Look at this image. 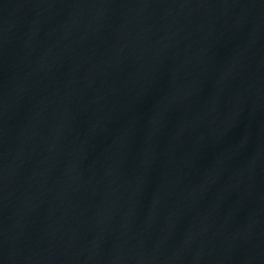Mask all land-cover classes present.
<instances>
[{
  "label": "water",
  "instance_id": "water-1",
  "mask_svg": "<svg viewBox=\"0 0 264 264\" xmlns=\"http://www.w3.org/2000/svg\"><path fill=\"white\" fill-rule=\"evenodd\" d=\"M264 98V0H0V264H183Z\"/></svg>",
  "mask_w": 264,
  "mask_h": 264
}]
</instances>
